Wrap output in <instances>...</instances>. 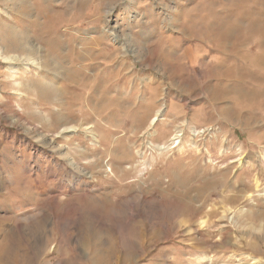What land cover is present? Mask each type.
<instances>
[{"label": "rangeland", "instance_id": "374dc122", "mask_svg": "<svg viewBox=\"0 0 264 264\" xmlns=\"http://www.w3.org/2000/svg\"><path fill=\"white\" fill-rule=\"evenodd\" d=\"M0 264H264V0H0Z\"/></svg>", "mask_w": 264, "mask_h": 264}, {"label": "bare ground", "instance_id": "6f19581e", "mask_svg": "<svg viewBox=\"0 0 264 264\" xmlns=\"http://www.w3.org/2000/svg\"><path fill=\"white\" fill-rule=\"evenodd\" d=\"M27 56H28V55H27ZM24 69H25V73H27V72H28V69H26V68H24ZM24 69H23V70H24ZM33 73H34V72H32V74H33ZM177 139H178V138H176V139H175V142H173L174 144H176L175 147H177V146L179 145V143H180Z\"/></svg>", "mask_w": 264, "mask_h": 264}]
</instances>
